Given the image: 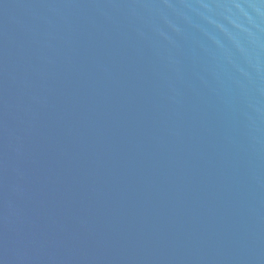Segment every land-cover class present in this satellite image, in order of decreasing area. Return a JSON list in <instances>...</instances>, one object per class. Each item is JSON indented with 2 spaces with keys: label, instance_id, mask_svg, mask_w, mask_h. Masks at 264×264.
I'll use <instances>...</instances> for the list:
<instances>
[{
  "label": "water",
  "instance_id": "95a60500",
  "mask_svg": "<svg viewBox=\"0 0 264 264\" xmlns=\"http://www.w3.org/2000/svg\"><path fill=\"white\" fill-rule=\"evenodd\" d=\"M0 264H264V0H0Z\"/></svg>",
  "mask_w": 264,
  "mask_h": 264
}]
</instances>
